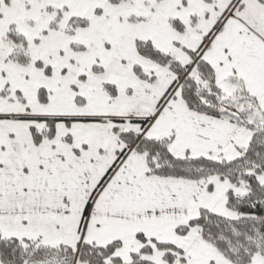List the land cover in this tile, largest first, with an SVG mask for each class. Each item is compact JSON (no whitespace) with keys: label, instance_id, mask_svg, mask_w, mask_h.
<instances>
[{"label":"snow or ice","instance_id":"6c2138e0","mask_svg":"<svg viewBox=\"0 0 264 264\" xmlns=\"http://www.w3.org/2000/svg\"><path fill=\"white\" fill-rule=\"evenodd\" d=\"M0 264H264V0H0Z\"/></svg>","mask_w":264,"mask_h":264}]
</instances>
